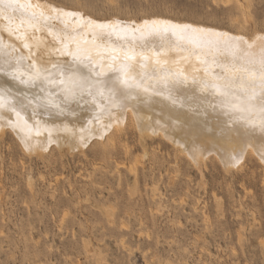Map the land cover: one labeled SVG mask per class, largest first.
<instances>
[{"label": "rangeland", "instance_id": "obj_1", "mask_svg": "<svg viewBox=\"0 0 264 264\" xmlns=\"http://www.w3.org/2000/svg\"><path fill=\"white\" fill-rule=\"evenodd\" d=\"M46 1L99 22L165 18L264 35V0ZM10 133L0 137V264H264V169L256 159L233 177L212 161L202 184L194 170L172 174L165 143L154 156L162 176L146 169V182L134 190L133 179L124 180L127 169L118 170L103 154L91 181L92 167L77 161L83 153L60 157L52 148L31 158ZM136 152L139 163L146 162ZM249 171L251 179L242 184ZM70 182L83 193L80 202ZM154 185L162 198L152 200Z\"/></svg>", "mask_w": 264, "mask_h": 264}, {"label": "bare ground", "instance_id": "obj_2", "mask_svg": "<svg viewBox=\"0 0 264 264\" xmlns=\"http://www.w3.org/2000/svg\"><path fill=\"white\" fill-rule=\"evenodd\" d=\"M20 2L31 4L27 9L28 12L37 14L42 12L50 19L47 21L48 27L41 24L36 29L29 28L26 22L21 24L23 10L8 13L12 17L11 25L0 17V40L5 45L15 47L14 56L23 57L18 66L19 71L25 74L23 79L29 81V74H34L37 70L40 72L39 79L26 83L0 73V87H8L14 96L19 95L21 98L26 96L32 101L23 113L30 131L21 124H10L9 120H16L14 114L0 110L1 141L6 130L10 131L21 145L23 154L31 158L35 155L43 156L44 152L52 148L58 150L60 157H62L60 154L71 155L76 151L83 153L82 156H78V160H75L81 163V166L92 167L91 174L87 176L91 181L93 172L99 166L97 156L103 154L105 158L116 162L118 170L127 169L129 175L124 180L132 178L134 190L146 182L142 177L144 170L148 169L152 177L162 176V165L157 163L154 156L165 143H169L170 147L166 159L176 167L172 174L177 177L182 169L194 170L199 174L202 184L207 182L206 174L212 170L210 166L212 161H215L220 171L229 177H233L240 170H245V164L251 158L256 159L264 169V143L260 140L259 129L253 130L242 123H233L227 115H224V110L220 106L221 98L211 89L202 87L203 82H215L214 76L225 74L218 66L227 62V58L222 53L207 46L199 47L186 42H181L180 46H177L174 37H171L170 41L164 40L161 47L162 41L159 36L148 37L152 43L147 48H142L140 45L144 41L139 39L133 41L130 34L124 37L109 34L108 29L89 28L87 24L82 23V18L98 24L114 25L120 22L121 26H129V31L132 28L142 27L144 21L125 22L126 20L121 21L113 17L111 19L116 20L99 22L86 14L84 16L81 14L82 11L72 12L46 0H20ZM70 12L78 15L75 17L66 15ZM163 19L165 20V18L151 20ZM178 22L172 23L191 24V22ZM191 25L212 28L216 33L225 34L219 38L206 36L203 37L204 40L224 41L229 37L242 38L241 48L256 58L260 56L261 49H264V40L256 39L264 37L260 32L248 36L240 31L232 33L211 26L194 23ZM8 28L12 31H8ZM64 33L74 36L82 52L90 54V63L87 59L81 63L80 60H74L73 56L67 54L76 52L77 44L73 42L65 48L67 41L62 42L57 38ZM135 35L139 37L140 33L137 32ZM244 41L248 43L255 41L253 48L247 49ZM25 44H28L27 48L24 47ZM133 45L137 56L134 61L128 62L131 65L130 75L135 76L138 81L142 80L143 87L133 89L126 101H117L114 105L109 101L106 90L104 96H100L98 92L88 95L87 87L75 94L66 91L70 87L68 76H60V66L72 65L76 70V78L87 77L93 82L107 80L109 77L115 79L123 62L122 50ZM111 49L121 51L113 53ZM8 50L11 51V48ZM114 54L119 55L120 58L113 61L111 57ZM143 57H147V60ZM33 63L35 68H30L29 65ZM141 64L145 66L141 67ZM54 65L56 67H53ZM166 72L171 74L168 76L170 87L161 89L158 87V81ZM97 73H100L99 77ZM227 75L231 76L232 73L229 72ZM62 79L65 81L64 84L60 83ZM219 82L223 83V81ZM173 84L174 87L171 86ZM144 87L148 88L147 92L143 90ZM160 91L163 94H157ZM56 105H60L63 112L58 111ZM138 150L144 155L143 162L146 158L143 164L140 160L142 165L138 161L141 156L135 158V152ZM120 153L123 154L124 160L118 159ZM233 157H236L239 163ZM251 177L252 173L246 172L240 181L245 184ZM69 184V190L76 195L75 202H80L83 197L80 188L71 182ZM31 185L33 186V182ZM150 191L152 200L164 196L157 185L151 187ZM64 192L66 191L63 190ZM213 196L220 206V197L215 194ZM138 199L144 201V194L140 193ZM85 200L89 199L85 198ZM64 215L66 218L67 214ZM207 218L208 216L205 215L206 221ZM60 223L58 229L62 230L63 222ZM124 226L126 225L123 223L120 227L127 228Z\"/></svg>", "mask_w": 264, "mask_h": 264}, {"label": "snow or ice", "instance_id": "obj_3", "mask_svg": "<svg viewBox=\"0 0 264 264\" xmlns=\"http://www.w3.org/2000/svg\"><path fill=\"white\" fill-rule=\"evenodd\" d=\"M31 7L30 3H21L20 0H0V17L7 20L9 25L12 23V17L8 15L9 12H16L23 10V19L21 24L27 23L29 28L38 29L41 24L44 27H48L47 21L50 17L44 16L41 12H28L27 9ZM68 16L75 17L77 13H66ZM82 23L87 24L89 28L96 29H108L109 34H117L127 37L129 34L132 40L137 39L144 41L140 46L147 48L152 43L148 37L159 36L161 38V47H163V41L171 37L175 38L177 46H180L181 42L196 44L199 47L207 46L210 49H215L217 52L222 53L227 62L218 64L223 69L224 75L214 76L215 82H203V89H211L217 94L220 99V106L224 110V115H227L233 123H242L249 129H259L261 136L260 140L264 143V49H261V54L258 58L251 56L247 51L241 48L242 38L229 37L228 40L221 41L220 39H208L204 40L203 37L215 36L217 38L225 35L222 33H216L212 28L194 27L191 24H175L171 21L162 20H145L142 27L132 28L129 31V26H121L120 22L116 24H98L90 19L83 20ZM67 27V25H65ZM12 31L11 28L7 29ZM139 32L140 36L136 37V33ZM65 43V48L69 44L75 42L77 44L76 52H68V55L73 56L74 60H80L81 63L84 59L91 62L90 54L82 52L79 43L75 41V37L69 33H64L63 36H57ZM258 40H264V37H257ZM247 49H251L254 46L253 43L244 41ZM25 48L28 44L24 45ZM11 48V51L8 49ZM113 53H118L121 50L111 49ZM16 52L14 46L5 45L0 40V73L5 76H11L13 79H19L21 83L31 82L34 79L40 78V72L37 70L34 74H29V81L23 79L24 73L19 71V64L23 57H16L13 53ZM123 62L118 69V75L113 79L109 77L107 80L91 81L90 78L80 77L76 78V70L72 65H62L59 68L60 76H68V84L70 87L66 91L75 94L77 91L87 87L88 95H94L98 92L100 96H104L105 90L108 92V99L114 105L117 101H126L131 96V91L136 88L143 87V81H138L135 76H131V65L129 61L136 59L137 53L135 46L125 48L122 50ZM112 60L115 61L120 58L119 55L114 54ZM147 60V57H143ZM144 67V64L140 65ZM30 68H35V64H30ZM53 67H56L55 65ZM231 72L232 75L228 76L227 73ZM170 73H165L158 81V87L161 89L169 88L170 83L168 76ZM100 73H97V77ZM223 81V83L219 82ZM55 83V81H52ZM61 84L65 81L60 80ZM174 87L175 85H171ZM43 91V89H41ZM148 91L147 87L143 89ZM157 94H163L162 91ZM27 101V103L25 102ZM32 101L28 100V97L16 95L14 96L12 90L8 87H0V110H7L16 117L15 121L9 120L10 124H21L23 128L28 129V121L25 119L23 113L27 109L28 105ZM51 102V101H50ZM58 111L63 112V108L60 105H56ZM35 115V113H33ZM2 118V117H0ZM236 160V157H233ZM239 163L238 160H236Z\"/></svg>", "mask_w": 264, "mask_h": 264}]
</instances>
